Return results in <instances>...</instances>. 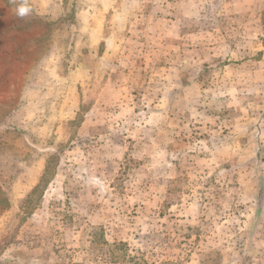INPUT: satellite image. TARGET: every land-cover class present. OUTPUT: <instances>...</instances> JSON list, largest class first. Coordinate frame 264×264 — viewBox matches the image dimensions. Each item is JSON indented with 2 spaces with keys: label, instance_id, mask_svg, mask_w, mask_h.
Here are the masks:
<instances>
[{
  "label": "rangeland",
  "instance_id": "374dc122",
  "mask_svg": "<svg viewBox=\"0 0 264 264\" xmlns=\"http://www.w3.org/2000/svg\"><path fill=\"white\" fill-rule=\"evenodd\" d=\"M0 264H264V0H0Z\"/></svg>",
  "mask_w": 264,
  "mask_h": 264
},
{
  "label": "clouds",
  "instance_id": "9594fccd",
  "mask_svg": "<svg viewBox=\"0 0 264 264\" xmlns=\"http://www.w3.org/2000/svg\"><path fill=\"white\" fill-rule=\"evenodd\" d=\"M31 12V9L27 6L20 7L18 9V15L21 17L28 15Z\"/></svg>",
  "mask_w": 264,
  "mask_h": 264
}]
</instances>
